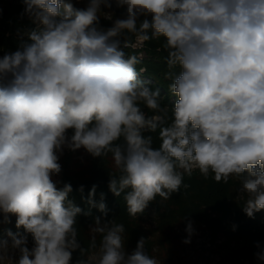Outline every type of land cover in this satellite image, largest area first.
Masks as SVG:
<instances>
[{
	"label": "clouds",
	"instance_id": "obj_1",
	"mask_svg": "<svg viewBox=\"0 0 264 264\" xmlns=\"http://www.w3.org/2000/svg\"><path fill=\"white\" fill-rule=\"evenodd\" d=\"M21 2L35 27L30 42L0 56V225L16 216L34 243L29 248L28 235L9 229L0 235V262L72 264L73 253H83L75 227L82 209L69 199L72 185L54 179L65 148L112 154L121 174L109 188L124 193L132 216L179 192L195 169L216 182L238 177L248 196L243 211L264 210V0ZM113 6L124 15L99 29ZM125 32L141 42L165 38L166 63L180 69L166 74L178 97L170 123L161 90L140 78L136 55H125L134 46L121 39ZM158 129L155 148L144 133ZM91 230L102 234L100 254L76 264H157L143 236L124 250L122 224L97 217ZM255 255L264 262V250Z\"/></svg>",
	"mask_w": 264,
	"mask_h": 264
},
{
	"label": "trees",
	"instance_id": "obj_2",
	"mask_svg": "<svg viewBox=\"0 0 264 264\" xmlns=\"http://www.w3.org/2000/svg\"><path fill=\"white\" fill-rule=\"evenodd\" d=\"M78 7L77 4H75ZM80 8V7H78ZM24 5L21 0H0V56L7 52L15 51L28 41L27 33L35 27L26 15L22 16ZM125 10L117 11L111 18H101L97 27L102 30L112 26L111 19L122 17ZM151 35V33H149ZM121 39H127L130 45L137 41L136 35L125 32ZM165 38H153L144 41L142 48L133 46L124 49L125 55H136L140 63L136 65L137 71L145 69L140 78L151 81L149 87L161 90V106L168 108V123L171 122L172 107L178 97L169 91L170 79L166 78L168 72L179 73V67L170 69L166 63L168 50L164 48ZM140 107L152 116V110L141 104ZM69 130V135H71ZM146 136L153 137V147L160 146L159 129L156 132H145ZM116 143H123V140ZM83 154L81 159L74 160L75 152L65 150L64 157L59 162L62 172L54 177L60 181L58 187L65 183L72 185L73 191L69 199L82 209L77 216V239L84 250L73 253L72 264L83 259L88 260L94 253L100 251L102 234L91 230L95 226L97 217L101 222L122 224L124 232L121 234L124 250L131 253L140 237H145V251L156 259L159 264H183L182 248L187 226L192 225V234L204 232L209 244L214 248V253L224 264L249 262L264 264L257 259L256 253L264 250V210L256 212L249 217L243 207L248 199L246 193H240V180L232 177L227 183L216 182L213 174L207 177L198 169L193 170L191 176L184 174L183 183L179 192L172 193L170 198L163 199L159 196L151 202L143 213L132 216L127 211L124 193L115 196L109 183L112 177L120 176L115 167L112 154L109 152L101 157H93L84 149H79ZM79 153V152H78ZM93 185L96 186L95 195L90 197ZM187 185V187H185ZM83 186V192L80 191ZM93 199L94 203H89ZM103 202L106 209L102 212L99 204ZM10 222L0 225V235L6 236L10 229L14 233L24 230L16 228V216L10 215ZM151 224L147 225L146 221ZM26 234V233H24ZM28 235V247L33 246V239ZM259 243L260 247H257Z\"/></svg>",
	"mask_w": 264,
	"mask_h": 264
},
{
	"label": "rangeland",
	"instance_id": "obj_3",
	"mask_svg": "<svg viewBox=\"0 0 264 264\" xmlns=\"http://www.w3.org/2000/svg\"><path fill=\"white\" fill-rule=\"evenodd\" d=\"M75 2V0H74ZM78 7L83 8L87 5V0H83L81 3H76ZM121 10V8H116L113 6L111 10L105 9V11H111L109 13L110 18L117 12ZM102 16H104V13H101ZM67 150V148H65ZM64 150V151H65ZM79 152V153H78ZM64 153L61 155L60 160L63 159ZM83 154L80 150L75 152L74 160L81 159ZM146 224H151L150 220L146 221ZM185 240H189V243H184L182 248L183 257L185 259L183 264H224L220 258L214 253V248L209 244L207 235L200 231L196 232L194 235L187 234L185 236ZM100 254V251H97L94 253L91 257H98ZM0 264H12V262L8 259L0 262ZM157 264H159L157 262ZM236 264H252L249 262H239ZM258 264V263H254Z\"/></svg>",
	"mask_w": 264,
	"mask_h": 264
},
{
	"label": "built area",
	"instance_id": "obj_4",
	"mask_svg": "<svg viewBox=\"0 0 264 264\" xmlns=\"http://www.w3.org/2000/svg\"><path fill=\"white\" fill-rule=\"evenodd\" d=\"M143 44H144V41L141 42V41H136V43L134 44V48H142L143 47Z\"/></svg>",
	"mask_w": 264,
	"mask_h": 264
}]
</instances>
